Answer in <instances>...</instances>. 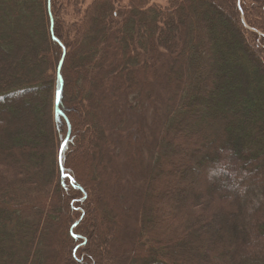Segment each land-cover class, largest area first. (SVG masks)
I'll return each mask as SVG.
<instances>
[{
	"label": "trees",
	"instance_id": "16d2710c",
	"mask_svg": "<svg viewBox=\"0 0 264 264\" xmlns=\"http://www.w3.org/2000/svg\"><path fill=\"white\" fill-rule=\"evenodd\" d=\"M160 1L0 0V264H264V0Z\"/></svg>",
	"mask_w": 264,
	"mask_h": 264
},
{
	"label": "rangeland",
	"instance_id": "374dc122",
	"mask_svg": "<svg viewBox=\"0 0 264 264\" xmlns=\"http://www.w3.org/2000/svg\"><path fill=\"white\" fill-rule=\"evenodd\" d=\"M121 1H123L124 2V0H121ZM156 1H158L161 5L162 4H164V2H162V1H160V0H156ZM219 3H221V4H223L224 5V2H221V1H219ZM62 6H63V9H64V13H66V11L68 12V13H70L72 10V8H70V6H68L67 5V2H63V4H62ZM226 6V5H225ZM205 10L206 11H210V12H216V9L213 7V6H211V5H207V4H204V6L202 7V9H201V11H197V9L196 10H193V13H191V15H190V17H189V20L190 21H196L197 20V18H198V16H199V13H203V12H205ZM17 13H19L18 12V10H17ZM206 20H208V19H206ZM218 22L219 23H222L223 22V20H222V16L220 17H218ZM172 29L174 30V26H172ZM211 31V30H210ZM147 35H148V32L146 33ZM146 37V36H145ZM119 42H120V40L119 41H117V43L119 44ZM174 150L172 149V152H173ZM107 162L109 163V159H107ZM109 168H110V170H111V166H109ZM109 177H110V179H112V178H114V176H113V173H111V171H109ZM220 177L221 178H223V175H220ZM233 181H236V179H233ZM125 193H128V192H125ZM177 193H178V191H174L173 193H172V200H174L175 199V197L177 196ZM136 204H133V206H131V212H132V210L134 209V206H135ZM101 207H102V205H101ZM136 207V206H135ZM123 215H124V213H123ZM112 218H114V219H116V220H113L112 222V224H115V225H117V223H116V221H120V223L122 224L123 223V217H122V215L121 216H118V219H117V216H115V214L114 215H112ZM101 220V222L99 223V231H100V229H101V227H102V232L103 231H105V226H104V224H103V218H101L100 219ZM144 220V221H143ZM154 221H155V219H154V217L152 216V215H150L149 214V216L145 219L144 218V215L142 214V223L145 225V226H149V227H151V228H153L156 224L154 223ZM104 226V227H103ZM98 243H99V246H102L104 249H106L107 247H106V243L102 240V239H100L99 237H98ZM121 242V241H120ZM114 245L116 244V241L114 242H112ZM119 245H120V248H113L112 247V250L115 252L116 251V253L118 252L119 254H120V251H121V249L123 248V247H125V245H123L122 243H119ZM188 246V245H187ZM185 247V250L188 252V253H190L192 250H191V247ZM181 247V246H180ZM126 248V247H125ZM184 248V247H183ZM51 262H52V264H56L55 262H54V259H52L51 260Z\"/></svg>",
	"mask_w": 264,
	"mask_h": 264
},
{
	"label": "water",
	"instance_id": "95a60500",
	"mask_svg": "<svg viewBox=\"0 0 264 264\" xmlns=\"http://www.w3.org/2000/svg\"><path fill=\"white\" fill-rule=\"evenodd\" d=\"M238 1H239V0H238ZM54 108H55V111H58V108H57V106H56V105H55V107H54Z\"/></svg>",
	"mask_w": 264,
	"mask_h": 264
}]
</instances>
